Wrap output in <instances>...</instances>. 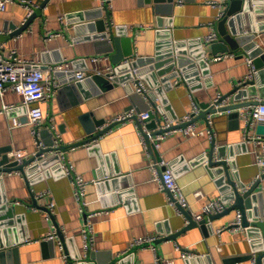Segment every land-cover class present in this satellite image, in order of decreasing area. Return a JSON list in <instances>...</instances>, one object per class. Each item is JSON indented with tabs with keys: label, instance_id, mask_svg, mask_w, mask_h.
I'll list each match as a JSON object with an SVG mask.
<instances>
[{
	"label": "crops",
	"instance_id": "obj_1",
	"mask_svg": "<svg viewBox=\"0 0 264 264\" xmlns=\"http://www.w3.org/2000/svg\"><path fill=\"white\" fill-rule=\"evenodd\" d=\"M31 1L37 9L45 0ZM211 2L220 5L213 6ZM225 3L226 0H175L172 16L168 17L157 14L155 5L146 0H50L29 27L15 35L13 30L29 18L26 8L14 2L0 12L2 52L9 55L15 51L37 64L48 78L45 100L39 104L45 118L38 128V137L51 142L45 131L49 128L53 140L58 135L60 145L65 147L61 150L65 158L52 154L45 164L36 163L40 165L30 175L0 172V254L13 251L0 255V264H64L63 255L74 259L76 254V264H155L157 258L172 264H252L253 258L264 254V231L259 227L264 218V202L258 200L247 210L251 227L219 233L235 220L234 210L205 224L207 233L198 225L176 240H163L185 228L187 220L179 208L169 203V193L161 189L165 170L162 163L177 178L193 217L212 199H224L231 191L227 176L218 172L219 167H207L206 158L214 141L215 160L231 163L230 177L236 183L250 186L263 172L257 166V157L264 155V142L246 138L245 122L239 116L243 108L233 111L238 116L228 112L212 117V136L190 138L177 129L164 137L158 149L153 148V137L146 138L149 146L143 143L140 126L145 127L146 134L151 131L136 118L116 123L102 137L91 141H87L81 121L89 115L90 122L101 120L107 125L123 112L133 109L139 114L149 106L157 111L161 108L157 112L160 120L164 116L175 120L192 112L193 101L202 108L213 104L218 96L229 95L226 106L264 100V58L253 84L241 85L250 70L245 50L249 43L226 52L230 55L223 60L211 59L226 54L219 52L220 48H212L218 40L205 42L213 31L218 33L216 24L225 11ZM101 20L115 35L121 29L133 38L132 60L114 66L108 44H103L106 41L92 39L100 35L97 24ZM248 23L241 17L239 28L246 30L251 25ZM256 24L264 25V18ZM255 34L256 44L264 49V30ZM172 53L185 59L180 67L175 61L173 71L177 70L180 79H167L173 71L159 75L158 71L169 69L170 63L147 73V64H143L138 68L145 72L141 76L147 94H133L134 86L124 64ZM109 67L116 71L121 68L117 72L118 84L109 83L112 87L97 93H93L89 83L82 84L80 90L74 87L76 72L103 73ZM238 88L241 90L234 92ZM22 100L9 87L0 91V160L6 156L13 162L9 156L16 150L29 157L38 150L35 127L28 123ZM199 116L195 117L197 129L206 132L208 119ZM16 120L21 125L15 126ZM40 130H44L42 138ZM249 135H256V126ZM67 163L87 182L84 205L76 197L73 178L63 173L61 164ZM260 192L264 195V180L256 191ZM52 200L56 203L53 217L48 211ZM54 231V239H48ZM147 237L156 238L155 244L133 245ZM50 241L54 247L44 245ZM182 252L193 257L184 259Z\"/></svg>",
	"mask_w": 264,
	"mask_h": 264
},
{
	"label": "water",
	"instance_id": "obj_2",
	"mask_svg": "<svg viewBox=\"0 0 264 264\" xmlns=\"http://www.w3.org/2000/svg\"><path fill=\"white\" fill-rule=\"evenodd\" d=\"M149 4L153 3L155 5V11L157 14L161 16H172V9L174 7V1L175 0H146ZM50 0H45L39 8L35 9L34 12L31 14L30 18L27 19V21L24 23V25L18 29L13 30V34H19L22 33L24 30H26L31 21L36 18V16L40 15L43 8H45ZM226 8L225 11L222 12L221 18L218 20L216 24V29L218 30L217 36H218V43L213 44L212 48H220L219 52H228L230 50H238L239 47L246 45L249 43V45L246 47V53L250 58L253 59V64L257 68V70L260 68V60L264 58V49L260 46H258L255 42V37H256V32L264 30V25H258L257 22H261V19L264 18V0H226ZM244 18V20H247L251 24L246 30H243L240 27V19ZM97 31L100 33V35H96L92 39L95 41H102L105 40L106 42H103V44H108L107 45V50H110L111 53V61L114 66H119L121 62L128 61L129 59L132 60L135 57V53L133 50V38L129 36L127 32H124L123 30L119 29L117 31V35L113 33L111 28L107 30L105 23L101 20L97 24ZM12 34V35H13ZM241 34V35H240ZM175 61H177V66H183V62L185 61L183 56L180 55H175L174 53L169 54L167 56H160L157 55L154 58H147V59H140L138 58L136 61H129V63L124 64V68L128 69L129 71L131 68H136L140 67V65L147 64V70L146 73L149 71L156 70L160 68V66L165 65V64H171L169 69L163 70V71H158L159 75H164L165 73H168L170 71H173L175 68ZM59 61L58 63H60ZM117 68V67H116ZM117 72L121 71V68H117ZM182 69V68H181ZM183 72H185L184 68L182 69ZM141 75L145 73L144 71L139 72ZM75 75V74H74ZM178 75L175 71L172 72L171 75L167 77L169 78H174ZM258 75V72L256 73L255 76ZM152 76V74L150 75ZM129 80H131V75L128 74ZM253 81H249L246 83V85L253 84ZM89 83V87L92 88L93 93L99 92V90H105L107 88L112 87L107 78L104 76H98L95 75L92 78H87L84 81H76L74 84V87L78 90L81 89V85ZM241 90L238 88L236 91ZM159 93V90L157 91ZM227 96H223L222 99L219 100L218 103L216 104H210L207 106H202V112L199 116V118L206 119L208 116L216 117V115H224L228 113V111H231L230 114H234L235 116H238V112L234 110L240 109V108H245V106L249 105H255L258 102L256 100L245 102L242 104L238 105H227V106H220L221 100L227 98ZM154 107V106H153ZM149 108V107H148ZM154 109V108H153ZM158 111H161V108H158ZM157 110H153L149 113V118L144 120V123L146 124L147 130L151 131V134H145V138L150 140V137H154L157 135V133L163 132L162 129H158L157 127L161 124L162 119L160 120L157 114ZM237 114V115H236ZM215 115V116H214ZM214 119V118H213ZM81 121L83 122L85 126V131L87 135V141L95 140L98 139L99 137H102L106 132L110 131L114 126H116V123L106 125V122L104 121H98L95 120L93 122L89 121V115L84 116L81 118ZM142 128V127H141ZM156 130V131H155ZM39 131V130H38ZM44 130H40V136L42 138V133ZM46 133L52 138L51 142H46L43 139H41L44 144H45V149L41 150L39 153H37V156L43 154V153H50L55 150H64L65 147L60 146L57 149L54 148V143L55 141L53 140V133L49 128L45 129ZM211 132L213 133V130L211 129ZM256 135L264 137V123L263 124H258L256 126ZM87 141L82 142V143H87ZM150 142V141H149ZM214 147H215V141L213 143V148L210 152V156L207 157V167L211 168L214 166H218L219 170L218 172L220 174H225L227 176V181L228 184L231 186V191L228 197L224 198L223 200L225 203H230L231 201L232 204L228 206V208L219 214H213V216L210 217L209 221H213L214 219L220 218L224 215L229 214L231 211H241L242 213V224L243 227L248 228L251 227L252 224L249 221V212L247 210L250 207L251 203L253 201L258 200L260 203L264 202V195L260 193H256L257 188H259L261 181L257 180L255 181L252 185L250 186H244L236 183L233 181L230 177V172H229V166L231 163L224 161L223 159L215 160V154H214ZM220 152V151H219ZM220 155H223L222 153H219ZM55 156L58 157V154L55 153ZM48 161V158L46 160L41 161V164H45V162ZM34 162V159H29L23 161L21 164H18L16 162H10L9 159L6 156H3L2 159L0 160V172H17L20 171L24 175H30L34 170L37 169L38 165H34V167H29L32 163ZM44 166V165H43ZM29 167V168H28ZM28 168V169H26ZM263 210V206H262ZM257 213V212H256ZM187 224L186 227L180 230L178 233L175 235H168L167 237L163 238V240H176L178 236L195 226L201 225L204 233H207V227L205 224H208L209 221L205 219L204 221L197 223L194 221L193 216L191 215L190 212L184 211L183 212ZM10 215H12V212H10ZM255 219V218H254ZM253 219V220H254ZM254 221H257L256 219ZM259 227L263 229V225L260 224ZM61 239L62 236L60 235ZM155 244V242H154ZM44 245L52 246L54 247L53 242H47L44 243ZM143 245H148V244H143ZM136 248L133 249V252H135ZM14 252H17V249L14 250ZM10 254L13 253L10 252V250L6 252H1L0 255L4 254ZM91 258L94 259V254H90ZM78 255L74 256V259H77ZM263 258L264 254L259 255L257 259V264H263ZM73 258L71 259L70 257L68 258V264H76L75 260ZM115 263V262H113ZM79 264H84V263H79Z\"/></svg>",
	"mask_w": 264,
	"mask_h": 264
},
{
	"label": "built area",
	"instance_id": "obj_3",
	"mask_svg": "<svg viewBox=\"0 0 264 264\" xmlns=\"http://www.w3.org/2000/svg\"><path fill=\"white\" fill-rule=\"evenodd\" d=\"M14 2H19L27 10L28 17L30 18L31 14L34 12L36 8V4L33 3L31 0H0V12H3L6 10L7 6L9 4H13ZM106 2H109V0H106ZM213 6H219L217 2H211ZM222 14L218 17L220 19ZM49 36H53L52 33L48 34ZM218 40L217 33L213 31L211 34H209L205 38V42L208 43H215ZM230 53L226 54H220L211 57V59L215 61L223 60L227 56H229ZM233 56L234 54L231 53ZM246 63L249 65V73L246 76L244 82L241 85H245L247 82L252 81L255 78V75L257 73V69L255 65L253 64V59L250 57L246 58ZM69 64H65V68H67ZM140 69L131 68L128 71V74L131 75V83L133 87L132 93L133 94H147V88L144 85V82L142 81V76L139 73ZM176 73L177 70L175 71ZM104 76L107 78L108 82L111 85L118 84L120 81V76L118 75L115 68H108L105 72H88V71H80L75 73V79L77 81H84L87 78H92L93 76ZM178 80L180 79V75H177ZM48 81L47 75L37 64L34 62L27 61L20 57L15 51L10 52L9 55H5V53L2 52L0 49V91L4 92L6 90V87H9L10 89H13L14 92L18 93L22 97L23 106L26 108L27 111V120L28 123L35 127V135H37V141H38V150L34 153L33 156L29 157L26 155V153L22 150H16V152H12L9 156V158L18 164H21L25 160L34 159L33 164L40 163L42 160H46L48 157H50L52 154L57 153L58 156H61L65 158V153L61 152V150H55L50 153H43L39 156H37V153H39L41 150L45 149V144L40 138L38 137V128L43 124V120L45 118L44 111L42 107L39 105L41 101L45 100V82ZM52 91L54 92V87H51ZM223 96H218L215 98L214 103L216 104L219 102L220 99H222ZM227 98L221 100L220 106H226ZM258 103L255 105H249L245 106L241 112H239V116L243 118L245 122V136L246 138L257 142V143H263L264 137L258 136V135H249L250 129L252 127L257 126L258 124L264 123V100L261 99H255ZM194 102V106L192 109V112L183 118L175 119V120H169L166 116L163 117L161 124L158 126V129H162L163 132L157 133L153 137L154 143L153 148L158 149L161 145V141L164 139V137L168 134L175 133L177 129H179L185 137L192 138L193 136H198L202 134H208L209 136H212L211 132V126L213 125V119L212 116H208L206 119H208V126L209 129L206 130V132H200L197 129V126L195 124V117L199 116L202 112L201 106L198 104V102ZM8 109V108H6ZM154 109L152 106H149L148 110L139 112V114L135 113L133 109L128 110L126 112L121 113L120 115L113 118L107 125L114 124V123H122L126 122L129 119L136 118L137 121H140L142 124L144 123V120L149 118V113L153 111ZM231 113V111H228ZM15 126H19L20 121L16 120L14 121ZM140 126L141 131V138L143 139V143L146 146H149L146 138H145V127ZM54 148H58L61 145V139L58 135L55 134L54 137ZM208 163V161H207ZM165 166L164 172H162L161 176V189L163 191H166L169 193V203L179 208L180 212L187 211L189 212V203L188 200L182 191L180 185L178 184L177 178L175 177L174 173L167 168L168 165L165 163H162ZM257 166H259L261 169H263V172L257 176V180L262 181L264 180V155H258L257 157ZM63 173L65 176H69L73 178L74 184L76 185V197L77 199L84 205L83 198L85 196V189L87 182L78 174H76L73 171V168L71 165L67 164H61ZM46 194H48L46 192ZM197 195H200V193H197ZM56 203L54 200L50 202L48 211L49 216L53 217L55 213ZM227 204L224 202L222 197L212 199L207 205L203 207V210L199 213H196L194 218V221L197 223H200L207 219L210 220V217L213 216V214H219L224 212L227 209ZM210 222V221H209ZM262 224L264 225V218L261 220ZM231 229H246L243 227L242 224V213L241 211H237L236 218L234 221H232L229 226H226L218 232H222L224 230H231ZM90 230V228H89ZM264 231V227H263ZM86 230V234H87ZM56 236V231L52 235L48 237V239H54ZM156 241V238L154 237H147L142 238L133 243V245L136 246H143L142 244H148L151 245V243H154ZM62 245H60L61 247ZM63 248V247H61ZM179 247L177 248V250ZM193 255L189 252H182V258L189 259L192 258ZM62 259L64 260V264L68 263V256L63 255ZM155 264H172L171 262L167 260L162 259H156ZM257 259H252V264H256Z\"/></svg>",
	"mask_w": 264,
	"mask_h": 264
}]
</instances>
